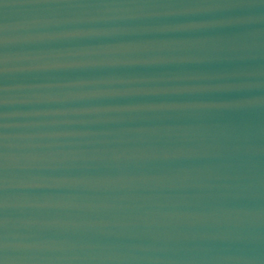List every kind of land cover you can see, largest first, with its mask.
I'll return each mask as SVG.
<instances>
[{"label":"water","instance_id":"obj_1","mask_svg":"<svg viewBox=\"0 0 264 264\" xmlns=\"http://www.w3.org/2000/svg\"><path fill=\"white\" fill-rule=\"evenodd\" d=\"M3 264H264V0H0Z\"/></svg>","mask_w":264,"mask_h":264},{"label":"snow or ice","instance_id":"obj_2","mask_svg":"<svg viewBox=\"0 0 264 264\" xmlns=\"http://www.w3.org/2000/svg\"><path fill=\"white\" fill-rule=\"evenodd\" d=\"M0 264H2V261H0Z\"/></svg>","mask_w":264,"mask_h":264},{"label":"clouds","instance_id":"obj_3","mask_svg":"<svg viewBox=\"0 0 264 264\" xmlns=\"http://www.w3.org/2000/svg\"><path fill=\"white\" fill-rule=\"evenodd\" d=\"M2 264H3V262H2Z\"/></svg>","mask_w":264,"mask_h":264}]
</instances>
